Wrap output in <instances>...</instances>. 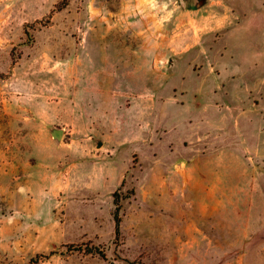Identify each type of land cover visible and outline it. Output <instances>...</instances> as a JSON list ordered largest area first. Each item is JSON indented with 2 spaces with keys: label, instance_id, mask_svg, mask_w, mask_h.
I'll return each instance as SVG.
<instances>
[{
  "label": "rangeland",
  "instance_id": "rangeland-1",
  "mask_svg": "<svg viewBox=\"0 0 264 264\" xmlns=\"http://www.w3.org/2000/svg\"><path fill=\"white\" fill-rule=\"evenodd\" d=\"M0 264H264V0H0Z\"/></svg>",
  "mask_w": 264,
  "mask_h": 264
},
{
  "label": "water",
  "instance_id": "water-1",
  "mask_svg": "<svg viewBox=\"0 0 264 264\" xmlns=\"http://www.w3.org/2000/svg\"><path fill=\"white\" fill-rule=\"evenodd\" d=\"M52 135L54 136V138L60 139V137L62 135V130H55L52 132Z\"/></svg>",
  "mask_w": 264,
  "mask_h": 264
},
{
  "label": "trees",
  "instance_id": "trees-1",
  "mask_svg": "<svg viewBox=\"0 0 264 264\" xmlns=\"http://www.w3.org/2000/svg\"><path fill=\"white\" fill-rule=\"evenodd\" d=\"M117 209H119V208L117 207ZM115 223H116V232H117L118 231L117 230V225L119 223V218L117 216H115Z\"/></svg>",
  "mask_w": 264,
  "mask_h": 264
}]
</instances>
